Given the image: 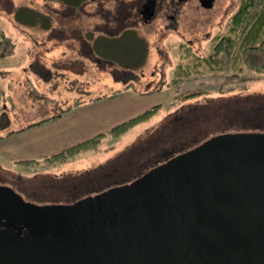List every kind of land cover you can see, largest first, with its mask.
Here are the masks:
<instances>
[{
	"label": "rangeland",
	"instance_id": "rangeland-1",
	"mask_svg": "<svg viewBox=\"0 0 264 264\" xmlns=\"http://www.w3.org/2000/svg\"><path fill=\"white\" fill-rule=\"evenodd\" d=\"M87 1L91 12L97 15L93 24L104 23L97 25L95 31L92 29L93 33L118 37L114 62L99 51L106 39L98 36L81 46L82 50L74 51L71 58L69 53L58 55L60 50H71L68 44L77 43L76 32L71 29L72 8L62 0H0V39L6 36L15 41V54L0 57V184L15 188L12 182H19L17 186L22 192L15 190L30 202L64 203L65 191L73 184L90 185L102 177L103 185L108 186L111 177L104 174L121 170L132 160L142 166L145 157L170 151L180 142L192 139L194 132L196 137H210L221 133V126L237 121L240 114L264 115V73L248 71L247 81L227 83L223 76L228 71L212 72L202 66L196 75L169 84L178 65L191 67L195 56H207L217 37L228 34L239 0H214L210 9L201 7L198 0H185L177 6H173L176 0H159L157 15L148 24L133 18L145 0ZM170 1H174L173 5ZM166 14H172L176 20ZM117 23L126 24V37L121 34L123 27L115 26ZM27 33L33 39L54 34L47 40L60 42L53 48L58 50L57 56L50 53L52 49L41 54L38 51L31 68L22 50L24 37L29 38ZM85 37L89 40V32ZM132 41L139 47L137 51H131ZM52 57L61 61L56 66L63 76L53 78L47 87L43 80L52 69L46 71L40 62L44 59L45 65L51 66ZM113 91L121 92L108 100L104 112L97 116L104 117L105 124L78 120L60 127L72 130V135L78 131L83 135L87 128L85 135H91L152 106L159 104V110L124 134L105 137L97 149L72 156L63 163L43 161L45 156L55 153L60 136L47 135L44 129L48 126L44 125L48 122L29 126ZM193 91L197 96H189L188 92ZM208 119L211 124L207 127L204 121ZM62 136L66 139L68 135ZM126 174L122 178L129 176ZM115 175L112 180L118 182L120 177Z\"/></svg>",
	"mask_w": 264,
	"mask_h": 264
},
{
	"label": "water",
	"instance_id": "water-1",
	"mask_svg": "<svg viewBox=\"0 0 264 264\" xmlns=\"http://www.w3.org/2000/svg\"><path fill=\"white\" fill-rule=\"evenodd\" d=\"M0 264H264V131L212 135L68 203L0 184Z\"/></svg>",
	"mask_w": 264,
	"mask_h": 264
},
{
	"label": "trees",
	"instance_id": "trees-1",
	"mask_svg": "<svg viewBox=\"0 0 264 264\" xmlns=\"http://www.w3.org/2000/svg\"><path fill=\"white\" fill-rule=\"evenodd\" d=\"M87 0H62V2L69 7H79L82 6ZM33 16L34 13L30 12ZM31 15V17H33ZM129 30L124 31L122 34L126 37ZM122 36V37H123ZM118 37L107 36L103 37L105 40V46L101 47L99 51L102 52L107 58H111V62H114L113 56L115 55L114 49H116L115 42H117ZM217 41L213 44L211 52L207 56H195L193 58L194 62L191 65L183 67L181 64L174 69L172 72V78L169 84H177L182 79H188L193 75H196L200 69V67L205 66L209 71L212 72H227L226 75L223 76V79L227 83L234 82H245L248 80L246 73L254 72L258 74L264 73V0H239V4L237 9L232 14L229 25H228V34L221 35L217 37ZM102 39V38H101ZM97 39V40H101ZM124 38H122L123 40ZM119 39L118 41H120ZM132 47L131 51H137L139 47L132 41L130 42ZM13 44L9 37L4 36L0 39V57H6L12 53ZM111 52L112 54L108 53ZM132 52V53H133ZM130 55V54H128ZM100 57H102L100 55ZM106 59V58H103ZM128 88V87H127ZM121 91H113L109 95H105L102 97L95 98L94 101H100L105 99H113L116 97L118 93ZM189 96L196 95V91L188 92ZM200 93V92H199ZM197 96V95H196ZM70 109L64 110L67 112ZM159 110V104L152 106L138 115L129 118L117 125L112 126L109 130L103 133H98L88 139L77 142L65 149L57 151L49 156H45L43 161L51 162V163H63L66 159L80 154L82 152L89 151L91 149H97L102 139L107 136L110 137H118L125 132H127L134 125L144 122L152 115H154ZM61 114L54 116L53 118H58ZM240 114V117L237 116L238 120L231 122V125H226V127L221 126L219 132H231V131H250V130H262L264 131V115H251L247 114L244 117ZM241 120H240V119ZM51 120V118L44 120L46 122ZM211 119L206 120L205 124H211ZM42 122V123H43ZM38 124L30 125L29 128H34ZM206 127V128H207ZM232 127V128H229ZM205 128V127H204ZM207 130V129H206ZM23 130H19L21 132ZM218 132V133H219ZM192 135L194 137L192 139H188L187 141H182L179 143L180 148H175L171 154L177 153L180 150L187 149L192 145L199 143L203 139L207 138L205 135H201L200 137H196V133L194 132ZM203 137V138H201ZM143 157V156H142ZM144 167L138 164V161H130L126 165H123L121 170L117 168L111 174V179L108 180L111 184L107 182L108 186L117 184V181H113L114 177H116V173H128L129 179H132L133 174H135V168H141L142 171H145L149 167L155 165L156 163H152L153 157H145ZM164 158L162 157L161 160ZM160 160V161H161ZM21 162H26V160H22ZM143 165V163H142ZM133 167V168H132ZM132 168V169H131ZM115 172V173H114ZM124 175V174H123ZM127 175V174H126ZM125 175V176H126ZM102 177H99L98 180L92 181L90 185H80L79 192H81V196H85L94 192H98L108 186H104L103 183L105 180H101ZM112 181V182H111ZM100 182V183H99ZM105 184V183H104ZM66 193V191H65ZM64 193V194H65ZM69 201V200H68ZM71 201V200H70Z\"/></svg>",
	"mask_w": 264,
	"mask_h": 264
},
{
	"label": "crops",
	"instance_id": "crops-1",
	"mask_svg": "<svg viewBox=\"0 0 264 264\" xmlns=\"http://www.w3.org/2000/svg\"><path fill=\"white\" fill-rule=\"evenodd\" d=\"M71 13H72V15H71L72 16V18H71V21H72L71 22V26H72L71 29L76 32V36H77L76 42L77 43H75V45L68 44V46L71 47V50L70 51L65 50L64 52L60 50V52L58 54L61 56L63 54L69 53V55H68L69 58H71L72 54L75 53L74 51H79L80 48L82 50L83 45H88L87 42H89L90 39H94L96 36L105 37V38L107 37V35L102 34V33H101V35H96L95 33H93L92 29L95 31V27L97 25L102 26V25H104V23L97 24L94 22V24H93V20L97 19V15H96V13L91 12V9L88 5V1L85 2L82 6L72 7ZM99 14L100 13H98V16L100 17L101 14L100 15ZM101 20H103V18ZM104 22H105V20H104ZM106 23H108V22H106ZM109 24H111V23L109 22ZM117 25L124 26L126 24L121 25V24L117 23L115 26H117ZM26 31H28V30H26ZM87 32H89V34H90V37L88 38L89 40H86V37H85ZM81 33H82V35H81ZM27 34H28L29 38L24 37V39H23L24 44H23L22 50H23V53H25V56L27 57L26 59L28 60V63L30 62L31 68L33 67V65L31 63L35 62V57H36L38 51H40V54H41V52L44 53L45 50L52 49V51H50V53H55V56H57L56 52H58V50H54L53 48L55 46H57L56 44H58L60 42L58 40H47V37L51 38L54 36V34H52L53 36L50 35L47 37H46V35H42L41 37L34 38V39L32 38L31 33H27ZM24 35H26L25 31H24ZM81 38H82V40H81ZM11 43L13 44L12 53L6 57H9V56L15 54V52H14L15 41L12 40ZM3 58H5V57H3ZM50 59H51L50 61H52V63H53V65H51V66L45 65L46 63H45L44 59H42L40 62V63H43L42 67L46 71L49 69H52L50 72L47 73V75L45 76V79L43 80V83H45V85L47 87H48L49 83L53 80V78L58 77V76H60V78H61L63 76V74L60 73L59 68L56 66V62H61V61L60 60L58 61L57 57H52ZM46 61H47V59H46ZM24 70H26V68H24ZM108 100H111V99H105V100H100V101H94V99H92V100H89L83 104L79 103V104H76L75 106H70V107L66 108V109H70L67 112H64V110H63L62 112L56 114V115L61 114V116H59L58 118L54 119L53 117L56 115H52V116L47 117L43 120H40V122H36L35 124L39 123V125H41L43 123L48 122L47 125H44V126H48V127H45V129H44L47 131V135H54L55 134V135L60 136V139L58 138L59 145L55 146V150H56L55 152H57V151H60L62 149H65V148H67V147H69V146H71L77 142H80V141L85 140L89 137H92L98 133L106 132L107 130H109L111 128L112 125L109 124V126H106L107 128L105 126L99 128L98 129L99 131L97 133H93L91 135H88V134L85 135L87 132V128H86V130L83 131V135L80 134V131H78L76 133V135H72V133H73L72 130L66 131L65 129L60 127V125H63L67 122H73V121L74 122H80L78 120H81L82 122H89V121L102 122L104 117L101 118V117H97V116L104 112L103 106L105 104H107ZM99 103L101 104L100 106H98ZM96 106H98V107H96ZM66 109H65V111H66ZM49 118H51V120L43 122L44 120L49 119ZM103 123L105 124L106 122L103 121ZM39 125H37V126H39ZM62 135H68V136L65 137L66 139H63L64 137Z\"/></svg>",
	"mask_w": 264,
	"mask_h": 264
},
{
	"label": "flooded vegetation",
	"instance_id": "flooded-vegetation-1",
	"mask_svg": "<svg viewBox=\"0 0 264 264\" xmlns=\"http://www.w3.org/2000/svg\"><path fill=\"white\" fill-rule=\"evenodd\" d=\"M188 1V0H187ZM199 1V0H198ZM146 2V0L145 1H143L142 3H141V6H140V8H138V11H137V15L136 16H134L133 18H136V20H137V22H143V24L145 23V24H148V23H150L151 22V20L157 15V4H158V2H159V0H156V2H155V10H154V15L151 17V19L150 20H146L145 21V16H144V14L142 13V7H143V5H144V3ZM172 2V3H171ZM173 2L174 1H170V3L173 5ZM180 2H186V1H179V0H176V4L174 3V5L173 6H177V5H179V3ZM171 5V6H172ZM169 10H170V8H169ZM166 16L169 18V19H171V20H176V17L175 16H173L172 14H170V15H167L166 14ZM117 28H120V27H123V29H121L123 32L124 31H126V30H129L128 28H125V25L124 26H116ZM132 30H134V29H132ZM121 31V34L123 33ZM138 38V37H137ZM173 147V146H172ZM178 147H179V145H178ZM176 148V147H175ZM175 148H172L170 151H163V153L162 152H160V153H158V154H155L154 156H153V161H152V163H156V162H158V161H160L161 159H162V157L163 158H165V157H167L169 154H171L172 152H173V150L175 149ZM168 150V149H167ZM141 167H144L145 168V165H142ZM135 174H133V176H132V178H134V177H136L137 175H139V174H141L143 171L141 170V168H138V167H136L135 169ZM111 172L110 173H107V174H104V175H107V176H110L111 177ZM119 177H120V179L118 180V182H117V184L118 183H120V182H123V181H126V180H129V178H122L123 176H125L126 174L125 173H122V172H118L117 171V173H116ZM124 174V175H123ZM99 179V177L97 178V180ZM85 180V179H84ZM85 181H87V180H85ZM96 181V180H95ZM13 184H14V186H15V188H17L19 191H21L20 190V188L17 186V183H19V182H17V181H13L12 182ZM91 183V182H90ZM100 183V182H99ZM83 184H85V185H88L89 183H81V182H78V183H76V184H73L71 187H66V188H68V190H66V197H67V199H65L67 202H64V203H68V202H72V201H74V200H76L77 198H79V187H80V185H83ZM11 188H13V187H11ZM15 188H13L14 190H15ZM24 191V190H23ZM22 192V191H21ZM24 192H26V191H24ZM23 192V193H24ZM70 198V199H69ZM69 200V201H68ZM71 200V201H70Z\"/></svg>",
	"mask_w": 264,
	"mask_h": 264
}]
</instances>
